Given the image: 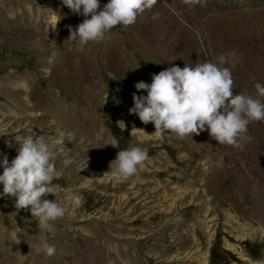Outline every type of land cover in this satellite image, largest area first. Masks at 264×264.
Listing matches in <instances>:
<instances>
[{
  "label": "rangeland",
  "instance_id": "rangeland-1",
  "mask_svg": "<svg viewBox=\"0 0 264 264\" xmlns=\"http://www.w3.org/2000/svg\"><path fill=\"white\" fill-rule=\"evenodd\" d=\"M100 2L102 9L108 0ZM83 20L62 0H0V151L11 161L17 139L32 132L74 133L55 158L54 194L44 197L56 199L64 217L44 230L30 206L17 210L14 197L0 198V264L264 261V121L251 122L244 135L252 139L235 146L208 131L155 138L153 123L129 113L133 93L147 94L137 82L197 62L228 68L234 94L258 96L264 0H157L135 24L81 49L68 38ZM132 146L148 160L113 180L110 162ZM69 192L82 198L79 207ZM42 237L56 247L52 257L39 251Z\"/></svg>",
  "mask_w": 264,
  "mask_h": 264
},
{
  "label": "clouds",
  "instance_id": "clouds-1",
  "mask_svg": "<svg viewBox=\"0 0 264 264\" xmlns=\"http://www.w3.org/2000/svg\"><path fill=\"white\" fill-rule=\"evenodd\" d=\"M157 0H108L101 9L100 0H62L73 14L84 17L75 28L69 26L68 39L78 42L83 49L89 42L104 39L105 34L118 25L130 26L136 23L140 14L151 9ZM186 4L199 0H184ZM53 12V11H52ZM154 19L156 17H153ZM55 24H49L55 29ZM234 80L230 70L211 61L203 63L171 66L158 74H152V82L139 81L135 84L137 92L146 91V95L133 93L134 106L129 109L147 125L153 123L155 132L149 136L160 138L165 133H175L180 138L200 135L208 131L220 145L238 146L248 125L253 121H264V85L256 83L258 96L233 93ZM55 124V121L51 122ZM134 131V130H133ZM133 133V132H132ZM56 138L37 136L32 132L17 142L18 155L9 161L6 153L0 151V198H15V208L29 209L33 217L38 218L41 229L51 230L50 225L64 217L65 208L56 199L50 201L46 194H54L50 187L55 178V158L63 152L66 138L74 133L56 128ZM115 146V144H111ZM11 147V142H8ZM148 160V152L139 146L120 150L115 160L110 162V172L106 173L115 181H123L134 176ZM67 199L76 207L82 198L71 192ZM10 240L19 243L21 238L10 235ZM38 249L48 257L56 253V247L42 237ZM264 264V261L258 262Z\"/></svg>",
  "mask_w": 264,
  "mask_h": 264
},
{
  "label": "trees",
  "instance_id": "trees-1",
  "mask_svg": "<svg viewBox=\"0 0 264 264\" xmlns=\"http://www.w3.org/2000/svg\"><path fill=\"white\" fill-rule=\"evenodd\" d=\"M116 128H117V127H116ZM116 128H115V131H116V133H117L118 131H117V129H116ZM213 254H214V252H213Z\"/></svg>",
  "mask_w": 264,
  "mask_h": 264
},
{
  "label": "bare ground",
  "instance_id": "bare-ground-1",
  "mask_svg": "<svg viewBox=\"0 0 264 264\" xmlns=\"http://www.w3.org/2000/svg\"><path fill=\"white\" fill-rule=\"evenodd\" d=\"M169 43V42H168Z\"/></svg>",
  "mask_w": 264,
  "mask_h": 264
}]
</instances>
